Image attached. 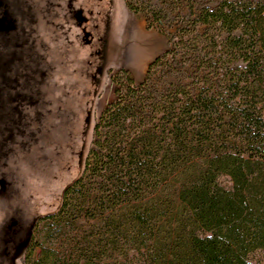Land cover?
Masks as SVG:
<instances>
[{
	"label": "trees",
	"instance_id": "trees-1",
	"mask_svg": "<svg viewBox=\"0 0 264 264\" xmlns=\"http://www.w3.org/2000/svg\"><path fill=\"white\" fill-rule=\"evenodd\" d=\"M188 7L173 46L193 82L151 86L166 54L138 85L116 77L81 174L37 221L21 264H252L264 252V0Z\"/></svg>",
	"mask_w": 264,
	"mask_h": 264
},
{
	"label": "rangeland",
	"instance_id": "rangeland-1",
	"mask_svg": "<svg viewBox=\"0 0 264 264\" xmlns=\"http://www.w3.org/2000/svg\"><path fill=\"white\" fill-rule=\"evenodd\" d=\"M134 1L163 9L160 26L123 0H0V264H21L37 221L58 211L117 76L138 85L166 54L151 86L193 82L195 66L173 44L194 18L188 6L219 0ZM247 258L264 264L263 251Z\"/></svg>",
	"mask_w": 264,
	"mask_h": 264
}]
</instances>
